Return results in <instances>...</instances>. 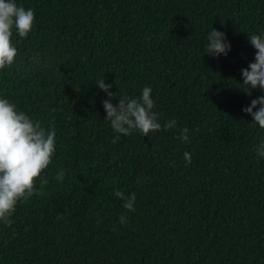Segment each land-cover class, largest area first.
I'll return each mask as SVG.
<instances>
[{"label": "trees", "instance_id": "trees-1", "mask_svg": "<svg viewBox=\"0 0 264 264\" xmlns=\"http://www.w3.org/2000/svg\"><path fill=\"white\" fill-rule=\"evenodd\" d=\"M16 3L35 20L26 38L12 30L0 98L54 125L56 151L45 194L0 222V264H264V129L242 110L264 91L236 87L255 60L249 34H264V0ZM212 28L231 43L226 57L204 53ZM102 79L114 105L150 87L159 122L176 127L113 143ZM115 190L135 193V211Z\"/></svg>", "mask_w": 264, "mask_h": 264}, {"label": "clouds", "instance_id": "clouds-1", "mask_svg": "<svg viewBox=\"0 0 264 264\" xmlns=\"http://www.w3.org/2000/svg\"><path fill=\"white\" fill-rule=\"evenodd\" d=\"M35 20L34 11L18 6L16 0H0V69L11 66L17 56V48L11 38L13 28L19 37L26 38L32 30ZM208 44L204 53L212 57H225L231 51V43L224 32L215 28L208 34ZM249 43L257 50L254 62L241 69L242 82L236 86L246 95L252 96L255 89L264 91V34H249ZM109 99L103 101L106 111L104 117L110 122L118 134L112 142L116 143L119 136L131 135L139 131L143 136L151 132L168 130L176 127V120H170L163 125L158 114L153 111L155 101L151 96L152 89L144 87L139 98L120 97L114 105L110 91L112 85L104 79L96 83ZM255 109V111H254ZM252 116L253 121L264 129V95L251 99V103L242 109ZM189 129L184 128L178 139L186 143L189 139ZM56 151V131L54 125L50 129L42 126L40 121H33L25 112L17 111V106L8 99L0 98V222L11 225L13 213L19 201H26L33 195L43 196L44 188L49 183L43 175L45 169L52 163ZM257 155L264 157V139L257 147ZM187 164H191L189 152L183 154ZM64 171L57 172L56 179L63 181ZM39 180V188L37 181ZM114 195L123 201V207L135 211V193L125 195L122 190H115ZM120 223L125 224L127 217L121 215Z\"/></svg>", "mask_w": 264, "mask_h": 264}]
</instances>
